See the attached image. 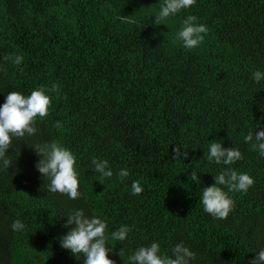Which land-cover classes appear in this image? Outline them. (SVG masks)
Returning a JSON list of instances; mask_svg holds the SVG:
<instances>
[{
  "label": "trees",
  "instance_id": "16d2710c",
  "mask_svg": "<svg viewBox=\"0 0 264 264\" xmlns=\"http://www.w3.org/2000/svg\"><path fill=\"white\" fill-rule=\"evenodd\" d=\"M162 3L0 0V105L10 91L59 85L37 132L13 138L7 171L0 161V264H83L60 245L74 209L107 221L116 264H130L153 241L168 255L183 242L196 254L190 264H250L264 248V157L244 140L264 128V79L253 78L264 73V0H196L154 25ZM188 15L208 28L194 49L176 39ZM10 54L23 56L19 66L4 61ZM53 140L76 157L78 199L49 192L35 167L33 147ZM212 140L242 159L207 161ZM175 145L188 156L173 160ZM93 158L108 161L111 178L94 171ZM227 167L254 184L229 192L235 207L217 219L203 210L202 189ZM121 169L129 172L123 180ZM134 180L139 195L131 194ZM15 220L25 227L14 231ZM121 225L131 231L113 241Z\"/></svg>",
  "mask_w": 264,
  "mask_h": 264
},
{
  "label": "clouds",
  "instance_id": "9594fccd",
  "mask_svg": "<svg viewBox=\"0 0 264 264\" xmlns=\"http://www.w3.org/2000/svg\"><path fill=\"white\" fill-rule=\"evenodd\" d=\"M196 0H163L159 12L155 15L154 25L163 24L167 17L179 13L182 9H187L195 5ZM195 15H188L182 27L176 34V39L182 41L186 49L198 47L204 40L208 32L206 25L197 23ZM4 61L11 62L19 66L23 60L22 55H7ZM0 70L7 71V68L0 65ZM23 69H21L22 71ZM255 81L264 79V73L256 71L253 73ZM59 91V85L53 83L51 87L43 85L34 88L30 95H25L20 91H10L7 93L4 103L0 105V161L3 170L7 171L12 164L6 152L12 148L13 138H23L25 135L32 136L37 132L35 127L37 119H43L50 113L52 104V93ZM61 127L59 121L54 125ZM244 140L250 144V150L258 151L264 157V128L259 131L248 132ZM39 159L35 165L42 177H47L50 181L48 191L67 195L69 199L75 200L81 197L79 189V173L75 169L76 157L70 149L61 142L53 140L44 144H37L33 147ZM181 146L175 145L172 148V159L179 161L188 156V152L181 151ZM184 149H187L184 147ZM209 162L217 165H232L242 159L239 149L234 147L224 148L217 140L209 143V151L205 156ZM95 172L101 178H111V171L107 160L91 161ZM123 180L129 175L127 169H121L118 173ZM191 181L200 183L197 172L190 174ZM215 183L202 189L201 203L203 210L217 219H226L234 209L235 202L229 196V192H247L254 184V179L246 172L238 173L231 167L222 169L218 175L214 176ZM221 186H226L225 191ZM143 192V187L138 180L132 181L131 194L139 195ZM73 225L70 230L60 238V245L64 249L71 251L73 255H83V264H116L115 260L108 258V253L112 251L107 247L108 225L107 221L97 216L88 217L83 209L71 210L67 215L65 226ZM25 227L21 220H15L11 224L14 231L22 230ZM131 231L128 225H121L117 230L111 232L113 241H124ZM121 255V251L119 252ZM195 253L187 246L177 243L171 249V255L161 252V245L158 242H151L148 246L138 247L131 256L128 257L130 264H190L195 259ZM250 264H264V248H261L257 255L250 261Z\"/></svg>",
  "mask_w": 264,
  "mask_h": 264
}]
</instances>
